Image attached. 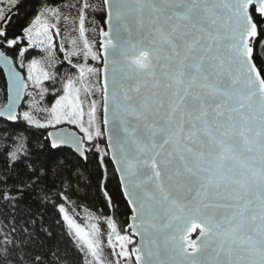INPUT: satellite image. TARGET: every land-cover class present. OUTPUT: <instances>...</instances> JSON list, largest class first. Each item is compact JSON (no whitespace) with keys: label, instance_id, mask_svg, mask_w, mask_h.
Returning a JSON list of instances; mask_svg holds the SVG:
<instances>
[{"label":"snow or ice","instance_id":"snow-or-ice-1","mask_svg":"<svg viewBox=\"0 0 264 264\" xmlns=\"http://www.w3.org/2000/svg\"><path fill=\"white\" fill-rule=\"evenodd\" d=\"M0 66V264L67 258L28 199L83 264H264V0H0Z\"/></svg>","mask_w":264,"mask_h":264},{"label":"trees","instance_id":"trees-1","mask_svg":"<svg viewBox=\"0 0 264 264\" xmlns=\"http://www.w3.org/2000/svg\"><path fill=\"white\" fill-rule=\"evenodd\" d=\"M94 3H99V0H93ZM23 12H21L20 17L14 18L13 28H17L20 23H23ZM104 26L99 23V16L97 17L96 27ZM105 27V26H104ZM95 33L91 32L89 29V38L91 39ZM62 55V54H61ZM31 59V57L29 58ZM94 63V62H92ZM4 76L0 70V86L4 84ZM59 86V85H58ZM99 100V96H97ZM4 97L0 94V104L4 103ZM25 106L26 103H25ZM37 118L43 119L44 113L37 112ZM89 169L85 171L81 176V183L78 188L79 196L83 199H77V197H73L66 203L65 210L70 217L76 220L82 227L88 229V226L93 223H98L102 229V231L106 232L105 225L103 223L104 217L101 213L104 211V199L102 191L98 190L97 187V179L95 175L89 176ZM112 191H115V183L112 185ZM31 206L33 214H43L45 218V223L51 225L52 236L49 237L47 235L42 234V241L47 248L48 246H52L53 248H59L61 250V255L66 256L67 258L62 260L60 264H83V258L78 255L77 251L74 249L73 243L70 238L65 234L64 231L61 230L60 227L56 225V221L53 215V210L49 208L43 207L36 201L32 199H28L27 203L22 207ZM0 213H3L5 217L8 218V222L11 221V207L8 208H0ZM110 214V213H109ZM99 217V219H96ZM124 218L121 217V221ZM0 227H3V223H0ZM122 227V224L118 221V228ZM104 257L107 264V261L110 257V249L105 248Z\"/></svg>","mask_w":264,"mask_h":264},{"label":"water","instance_id":"water-1","mask_svg":"<svg viewBox=\"0 0 264 264\" xmlns=\"http://www.w3.org/2000/svg\"><path fill=\"white\" fill-rule=\"evenodd\" d=\"M106 27V26H105ZM0 70H1V72H2V74H3V72H4V70H3V66H0ZM4 76V75H3ZM4 80H6V77L4 76Z\"/></svg>","mask_w":264,"mask_h":264}]
</instances>
